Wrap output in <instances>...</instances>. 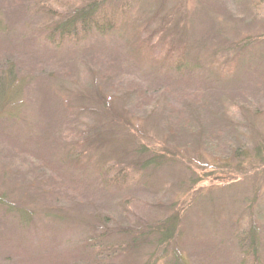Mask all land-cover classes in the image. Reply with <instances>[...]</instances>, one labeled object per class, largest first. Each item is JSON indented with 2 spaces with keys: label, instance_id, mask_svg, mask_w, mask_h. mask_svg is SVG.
Returning a JSON list of instances; mask_svg holds the SVG:
<instances>
[{
  "label": "rangeland",
  "instance_id": "374dc122",
  "mask_svg": "<svg viewBox=\"0 0 264 264\" xmlns=\"http://www.w3.org/2000/svg\"><path fill=\"white\" fill-rule=\"evenodd\" d=\"M93 1L113 30L48 42ZM129 2L117 16L110 0H0L13 79L0 116L20 117L0 122V264H165L174 251L186 264H264V168L254 139L242 146L264 138V0ZM147 37L153 57L138 48ZM248 40L252 59L236 53ZM172 45L188 55L181 71L165 59ZM152 154L164 159L144 170ZM175 212L178 236L159 251L154 233L118 258L107 249L115 231ZM252 231L254 255L237 246Z\"/></svg>",
  "mask_w": 264,
  "mask_h": 264
},
{
  "label": "trees",
  "instance_id": "16d2710c",
  "mask_svg": "<svg viewBox=\"0 0 264 264\" xmlns=\"http://www.w3.org/2000/svg\"><path fill=\"white\" fill-rule=\"evenodd\" d=\"M110 2L112 5V10L115 12V14L117 16H121L120 13H122V8L124 7L125 4H127L128 6L130 4L129 0H110ZM259 4H262V3L260 2L257 5H259ZM60 17H63V16H60ZM61 21L62 22L60 23V25L56 26V28L53 29V32H51L49 34L50 37L48 38V42L51 41L52 44H55L57 41L62 42V41H68L70 39H75V38L79 39L80 37L83 38V37H86L89 34V32H92L94 30L101 31L103 29H110L111 27H113L115 25L114 24L115 21L108 19L107 11L104 12V10L100 7V5H98L96 3V1L90 2L88 4H84L83 6H80L78 8L75 7L71 11V13H66L64 18L61 19ZM114 27L111 30H113ZM100 28H102V29H100ZM154 38L152 40H154ZM149 40H151V38L147 37L146 41H144L141 45H139L138 48L140 49V51H143V50L148 51V57H153L154 52L156 50V47L147 46V44H148L147 41H149ZM240 43H238L237 46L235 47L236 49H238V51L236 53L242 54V56L245 59H252L254 56V53L250 49V46H251L250 41L248 40L247 44H243L239 47ZM148 45H150V43ZM51 46H53V45H51ZM167 51H168L167 54L164 55L165 59L170 60V64L175 66V69H177L178 71H181L184 69V67L187 66L188 55L186 56L185 52L183 55L180 53V52H182V49L180 46H178V45L169 46ZM228 52H230V51L229 50L225 51L226 55H228L227 59H229L231 61V59H233V55L236 53L228 54ZM178 54H181V56L179 57ZM218 61H219L218 59H214V60L210 61V65H214L215 63H218ZM233 68H234V70L236 69L235 67H233ZM11 70H12V65L10 64V62L8 63L6 58L0 61V113H2V114H3V111L5 109H8V105H9L8 104L9 93H11L10 84H12V81H13V79H11V77H10V75H11L10 73L12 72ZM229 70H230L229 67H225L223 64H217L216 66H210V71L212 73H217L218 76L220 75V72L225 73V72H228ZM11 96H12V94H11ZM5 116H7V115H5ZM11 117H12V119H7L6 117L0 116V122H3V121L11 122V121H17L20 119V117L18 115L11 116ZM195 124H196V129L202 127V130H203L204 126H201V122H196ZM240 124L243 125L244 123L243 124L239 123V125ZM238 129L241 130L242 128H238ZM131 133H129V131H128L129 135ZM242 134H244V133H242ZM245 137H246V140L244 141V144L242 146L243 147L245 146L246 141L250 142L254 139L253 140V147H252L253 152L251 154L252 160H255V162L259 166H261V168H264V138H252L251 134L245 135ZM149 151H150V149H149ZM236 151L237 150L235 149L234 150L235 153L232 152L233 155L235 154V156L237 154ZM130 153L138 154L141 152L139 150H135V151H130ZM163 157H162V155L157 156V154H152V155L147 156L145 158V161L143 160L144 161L143 169L146 170L150 166L156 167L158 165V163L162 159H164ZM238 159H239L238 161L235 159V162H238V163H236V167L240 168L242 165V162H244L245 160L247 161V159L244 157H239ZM220 161H222L224 163V165L228 168L232 166L229 163L230 161H232V159L227 160V159L221 158ZM131 163H133V162H131ZM159 165H160V163H159ZM141 166H142V164H141ZM137 167H139V166H137ZM137 167H135V166L133 167V166L129 165L128 167H126V170L128 171L129 175L131 176L134 172L140 173L142 171V170H135ZM157 168L158 167L154 168V170H157ZM122 174H124L126 177V178L123 177V182L127 181L128 177H129L127 175V172L122 170ZM109 183L111 184L110 181H109ZM179 219L180 218H179L178 212H175V215L169 216L168 219L163 220L160 223L157 222L154 225H152L153 228H149V226H147V224L137 226V230L136 229L131 230V231L127 230L128 233H130L129 238H125V237H128L127 231H122V232H116L115 231L114 233L116 235H118V237L115 241V244H113L112 246H108L107 249H110V250L114 249L113 252L116 253L115 257L118 258L119 257L118 254H124V253L128 254L130 252V248L133 249L134 244L131 243L132 241H136L138 243V245L141 246V241L147 240L145 238L150 233H154L156 235L155 236L156 237V240H155L156 245H155L154 249L159 251L158 248H162L161 246L167 245L168 243H171V242H174V240L177 238L178 231L176 232L174 230V228L176 227V224L179 221ZM163 223H164V225H163ZM245 234L246 235H242L243 241H244L243 244H242V238H240L238 240L237 246L239 248H242V245H244L245 248L252 251V254L254 255L256 253V242H255V238L253 237L254 231H252L251 234H248V232H246ZM90 239H92L94 241V243L97 245L101 240L104 239V234L101 233V234L91 235ZM127 249H129V252L127 251ZM95 255H96V253H95ZM253 255H252V258H254ZM162 256H164L163 253H162ZM157 260L158 259L152 260L148 264H158L159 262L166 260V259H163V260L159 259L158 261ZM252 260H254V259H252ZM154 261H155V263H154ZM171 262H173V263H168L167 261H164L165 264L166 263L167 264H186V261L184 259H182V257H179L178 254H176V251H174V257L172 258Z\"/></svg>",
  "mask_w": 264,
  "mask_h": 264
}]
</instances>
